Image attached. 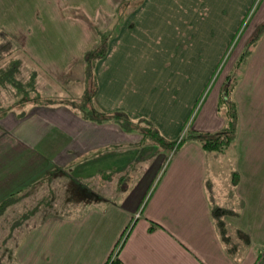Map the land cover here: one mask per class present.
<instances>
[{
	"label": "crops",
	"instance_id": "crops-1",
	"mask_svg": "<svg viewBox=\"0 0 264 264\" xmlns=\"http://www.w3.org/2000/svg\"><path fill=\"white\" fill-rule=\"evenodd\" d=\"M56 1L43 7L54 8ZM25 9V0H0V57L17 58L18 46L7 44L5 34L9 23L25 24ZM138 9L125 17L119 30V18L108 23V50L95 66L94 107L124 111L135 121L146 117L170 138L181 128L173 133L166 123L186 116L187 102L167 100L168 113L177 114L170 119L158 107L145 105L152 93L146 94L144 83L151 88L155 81L176 80L171 73L177 70L158 68L157 75L154 67L112 64L118 55L132 56L136 26L132 16ZM250 17L253 23L240 40L235 62L258 31L259 35L245 65H239L244 68L230 95L237 103L236 136L223 152L207 151L196 140H186L172 152L143 144L137 131L124 130L112 121L85 119L65 105L0 111V211L13 198L19 204L11 206L27 212L23 218L37 212L47 217L45 222L70 224L73 230L69 242L42 245L69 250L67 255L51 252L50 257H37V264H104L121 241L117 254L124 264H264V0L258 1ZM229 31V38L214 52L216 58L232 43L234 27ZM92 35L97 44L99 32L93 29ZM16 60L5 63L11 66ZM214 71L212 67L200 78L194 100L207 88ZM231 71L196 102L194 131L224 128L219 99ZM138 74L143 79L136 83ZM3 103L2 96L0 106ZM107 185L110 189L104 191Z\"/></svg>",
	"mask_w": 264,
	"mask_h": 264
},
{
	"label": "rangeland",
	"instance_id": "rangeland-1",
	"mask_svg": "<svg viewBox=\"0 0 264 264\" xmlns=\"http://www.w3.org/2000/svg\"><path fill=\"white\" fill-rule=\"evenodd\" d=\"M49 1L25 0V24L19 26L12 22L7 25L9 32L5 34L7 38L4 41L11 46L16 44L19 51L17 58H8V55L0 57V66L4 65L5 70L2 71L5 75L0 76V97L3 96L4 101L0 111L17 107L28 110L32 106L44 109L57 105L78 110L88 108L87 93L92 91V86L85 78L86 66L80 62L83 54L95 46L93 29L108 34L111 18L121 17L122 13L139 8L137 14L132 16L136 18L132 56L118 55L112 64L132 66L134 69L154 67V74L157 75H160L158 68L177 70L171 73L177 76L176 80L166 79L164 83L155 81L151 88L150 83H144L146 94L152 93L151 98L145 101L147 107H158L168 113L167 100H186V116L166 123L173 133L181 128L176 136L167 138L176 141L193 131V115L206 89L229 68L232 69V77L241 75L244 66L232 68L234 57L240 40L253 23L254 18L250 16L259 0H67L62 5L59 4L62 0H57L54 8H44L43 5ZM65 22L69 23L67 28ZM232 27V43L230 46L228 44L222 56L216 58L214 52L229 36ZM34 40H37V48ZM30 49L35 57L30 54ZM8 59H17L20 63L13 61L8 66L5 63ZM212 67L215 70L212 79L200 97L194 100L200 78L207 75ZM178 70L183 72L180 74ZM136 77V83L143 79L139 74ZM140 85L137 84L138 87ZM119 93L126 97L124 91L119 90ZM141 96L133 94L132 100L136 97L139 101ZM90 99L94 104V96L91 95ZM192 101H195V106L191 104ZM166 115L172 119L177 114L171 110ZM144 143L152 144L148 139ZM169 153L165 155H171ZM109 189L110 185H107L104 191ZM7 202L8 208L0 211V264H37V257H50L51 252L55 256L67 255L69 250L44 249L42 245L51 241L66 243L72 240L70 224L49 223L50 220L47 223L44 221L47 217L37 215V212L34 216L28 214L23 218L27 212L11 206L18 207L19 202L13 198Z\"/></svg>",
	"mask_w": 264,
	"mask_h": 264
},
{
	"label": "trees",
	"instance_id": "trees-1",
	"mask_svg": "<svg viewBox=\"0 0 264 264\" xmlns=\"http://www.w3.org/2000/svg\"><path fill=\"white\" fill-rule=\"evenodd\" d=\"M136 9L138 8H133L130 11L122 13L123 16L118 17L121 20V24L119 23L120 26L122 25L125 17L129 15V12H133ZM116 28H118V26ZM98 32L99 40L97 44H95L92 49L86 51L83 54L82 61L80 62L85 64L87 69L85 72V78L89 86H92V91L90 93H87V96L89 98L87 105L88 108H86L85 110L80 108L79 110L77 109L81 116H83L85 119H89L97 123L112 121L118 124L124 130L137 131L141 135L143 141L145 139H148L153 145H158L160 147L167 148L171 152L177 149L182 143H184L188 139H194L198 141L202 145V147L207 151L223 152L227 148H229V146L232 145L236 136L238 112L237 103L234 99H232L230 95L238 80L236 77H232L231 73L223 84L221 97L219 99L218 110L225 117L226 124L224 128L218 132H197L193 130L191 133H188L187 137L182 136L176 141H171L164 137L160 133L159 129L155 126V124L146 117H142L135 121L131 119L129 115L124 111L119 110L113 112H103L95 109L94 104L91 103L92 99H90L91 95H95L97 89V77L95 74V66L97 61L105 57L108 50V43L110 40L109 38L111 37V31H109L108 34L105 35L102 31ZM258 34L259 31L254 37H252L249 44L238 57L235 62V67L243 64L244 61L247 60L248 56L252 51V46L255 45V41H257L258 39ZM2 75L4 76L5 72H2V70H0V76ZM143 121L145 122L144 124H142ZM112 253L104 264H124L123 261L118 257L117 253L114 256H112Z\"/></svg>",
	"mask_w": 264,
	"mask_h": 264
},
{
	"label": "built area",
	"instance_id": "built-area-1",
	"mask_svg": "<svg viewBox=\"0 0 264 264\" xmlns=\"http://www.w3.org/2000/svg\"><path fill=\"white\" fill-rule=\"evenodd\" d=\"M121 242L117 245V248L113 251L112 256H114L116 253H118V250H119V247L121 245Z\"/></svg>",
	"mask_w": 264,
	"mask_h": 264
}]
</instances>
